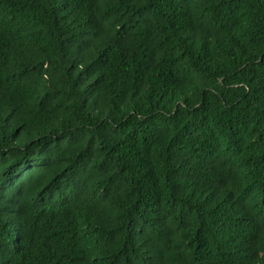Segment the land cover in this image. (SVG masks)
I'll list each match as a JSON object with an SVG mask.
<instances>
[{"label":"trees","instance_id":"obj_1","mask_svg":"<svg viewBox=\"0 0 264 264\" xmlns=\"http://www.w3.org/2000/svg\"><path fill=\"white\" fill-rule=\"evenodd\" d=\"M0 264H264V0H0Z\"/></svg>","mask_w":264,"mask_h":264}]
</instances>
